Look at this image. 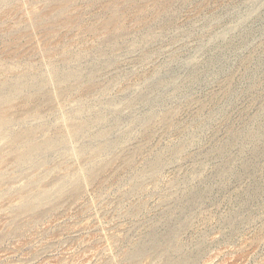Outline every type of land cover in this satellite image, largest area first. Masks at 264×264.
Here are the masks:
<instances>
[{"label": "rangeland", "instance_id": "rangeland-1", "mask_svg": "<svg viewBox=\"0 0 264 264\" xmlns=\"http://www.w3.org/2000/svg\"><path fill=\"white\" fill-rule=\"evenodd\" d=\"M169 1L0 0V264H264V0Z\"/></svg>", "mask_w": 264, "mask_h": 264}, {"label": "bare ground", "instance_id": "bare-ground-1", "mask_svg": "<svg viewBox=\"0 0 264 264\" xmlns=\"http://www.w3.org/2000/svg\"><path fill=\"white\" fill-rule=\"evenodd\" d=\"M169 1V0H168ZM170 2V1H169ZM159 4V3H158ZM161 9V8H160ZM115 14V13H114ZM113 14V15H114ZM17 88V87H16ZM3 118H4V116H2V114H0V128L2 127V125H3V121L5 120H3Z\"/></svg>", "mask_w": 264, "mask_h": 264}]
</instances>
